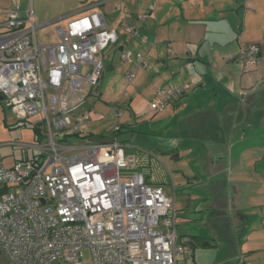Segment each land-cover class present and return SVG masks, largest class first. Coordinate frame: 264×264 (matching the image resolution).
Segmentation results:
<instances>
[{
  "label": "built area",
  "instance_id": "2783aa9c",
  "mask_svg": "<svg viewBox=\"0 0 264 264\" xmlns=\"http://www.w3.org/2000/svg\"><path fill=\"white\" fill-rule=\"evenodd\" d=\"M4 27L0 94L18 120L41 116L45 132L30 146V160L11 168L0 164V251L13 264H178L189 247L180 242L178 213L164 189L128 173L135 158L117 138L69 143L83 134L89 113L75 114L97 90L103 53L119 42V32L93 13L60 26L57 43H40L37 32L45 25H37L32 5L23 10L15 0ZM120 28L139 36L124 21ZM259 56V45L248 47L240 59L243 71L252 70ZM122 60L138 70L149 67L144 52L124 50ZM136 76L126 74V83ZM176 93L181 90L159 89L152 109L163 112ZM112 112L118 118L124 113L120 106Z\"/></svg>",
  "mask_w": 264,
  "mask_h": 264
},
{
  "label": "crops",
  "instance_id": "0c3cea01",
  "mask_svg": "<svg viewBox=\"0 0 264 264\" xmlns=\"http://www.w3.org/2000/svg\"><path fill=\"white\" fill-rule=\"evenodd\" d=\"M100 1L83 11L102 14L119 32L114 52L121 59L124 50L144 52L149 63L146 70L128 63L137 76L131 85L124 79V93L116 101L130 97L127 104H138L147 95L154 103L161 88L181 90L164 110L167 128H162L175 153L169 162H185L188 169L172 166L179 177L174 188L181 189V200L174 202L180 242L191 247L195 264H264V141L251 137L264 130V0ZM12 2L0 0L1 32ZM123 21L139 36L122 30ZM253 44L259 45L260 56L244 72L240 59ZM231 90L248 95L239 100ZM99 96L90 90L82 141L105 138L89 130L92 119L103 117L94 108ZM226 148H231L230 193L222 181ZM19 160L22 156L7 162L0 152L6 168ZM179 219L185 232H179ZM181 257L186 263L189 255ZM0 264L13 263L0 251Z\"/></svg>",
  "mask_w": 264,
  "mask_h": 264
},
{
  "label": "rangeland",
  "instance_id": "374dc122",
  "mask_svg": "<svg viewBox=\"0 0 264 264\" xmlns=\"http://www.w3.org/2000/svg\"><path fill=\"white\" fill-rule=\"evenodd\" d=\"M21 1L24 7L29 8L32 5L37 25H45L44 28L38 30L37 38L40 43L47 44L57 40V29L60 26L67 28L70 21L90 13L83 11L84 9L90 5L103 2L100 0ZM68 16L71 17L56 22ZM114 51L115 47L110 45L103 53L105 67L97 88L100 96L94 106L95 110L103 117L101 120L92 119L89 123V130L104 137L117 134V141L125 147L126 153L135 158L133 168L128 173H143L148 184L153 187H162L167 196H170L174 202H178L181 200V189L176 191L174 188L179 177L176 180V172L172 166L183 167L182 170L188 169L185 167V162L173 161L172 164L169 162L171 158L168 154L172 151H170L171 147L166 139V132L162 131V128H167L164 111L160 113L154 111L152 109V97L147 95L143 96L144 99H139L140 103L138 104H127L125 100L130 97L116 101L125 89V75L133 72V70L128 63L121 59L120 53ZM104 100L114 101V104H106ZM115 106H120L124 111V116L120 119L112 112ZM88 110L89 107L86 106L75 116L80 118ZM138 118L139 120H137ZM143 118H147L149 121H142ZM33 128H38L41 136H44L45 130L41 123V116L29 120H18L5 102L0 101V152L7 162L18 159L20 156H22V160H30L35 155V151L30 146L38 144L40 136H36ZM153 128L155 131H151ZM118 129L119 131H117ZM12 142L29 146V148L9 145ZM72 142L81 143L82 141L72 138L69 143ZM186 230L185 223L179 219V232ZM181 256L178 257V264L185 263Z\"/></svg>",
  "mask_w": 264,
  "mask_h": 264
},
{
  "label": "water",
  "instance_id": "95a60500",
  "mask_svg": "<svg viewBox=\"0 0 264 264\" xmlns=\"http://www.w3.org/2000/svg\"><path fill=\"white\" fill-rule=\"evenodd\" d=\"M231 95L236 96L239 100H243L248 94L243 93V92H236L234 90L230 91ZM4 97L0 94V101H3ZM117 135H112L111 137H105V138H101V139H91L92 143H102V144H110L112 143L115 139H116ZM250 137V136H249ZM251 137H254L258 140L262 139L264 141V130L262 129L261 132H254L252 133ZM242 138V137H241ZM178 141V140H177ZM233 143L231 141V143H229L231 145V147L233 146ZM228 146V145H227ZM264 146V145H263ZM224 153L222 154L221 157H223L225 159V165H226V169L224 171V174H222V181L226 183L227 185V192L230 193L229 189H231V185H230V180H229V174H230V167H232V161H231V148L230 149H224L223 150Z\"/></svg>",
  "mask_w": 264,
  "mask_h": 264
},
{
  "label": "flooded vegetation",
  "instance_id": "af4514ba",
  "mask_svg": "<svg viewBox=\"0 0 264 264\" xmlns=\"http://www.w3.org/2000/svg\"><path fill=\"white\" fill-rule=\"evenodd\" d=\"M169 155V157L170 158H173L174 156H175V153L173 154V153H169L168 154ZM177 210V209H176ZM177 213H178V216H179V212L177 211ZM188 246V245H187ZM189 247V246H188ZM185 255H189V257H186V259H187V264H195V256H194V254L192 253V249H191V247H189V252L187 253V254H185ZM190 260V261H189ZM185 261V260H184ZM186 263H184V264H186Z\"/></svg>",
  "mask_w": 264,
  "mask_h": 264
},
{
  "label": "trees",
  "instance_id": "16d2710c",
  "mask_svg": "<svg viewBox=\"0 0 264 264\" xmlns=\"http://www.w3.org/2000/svg\"><path fill=\"white\" fill-rule=\"evenodd\" d=\"M33 129L35 130L34 132H35L36 136H40V139L39 138L38 139L40 141H42L43 140V136H41V132L38 130V128H33Z\"/></svg>",
  "mask_w": 264,
  "mask_h": 264
}]
</instances>
